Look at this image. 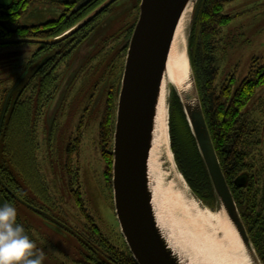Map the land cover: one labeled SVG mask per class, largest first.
I'll list each match as a JSON object with an SVG mask.
<instances>
[{
    "label": "rangeland",
    "instance_id": "374dc122",
    "mask_svg": "<svg viewBox=\"0 0 264 264\" xmlns=\"http://www.w3.org/2000/svg\"><path fill=\"white\" fill-rule=\"evenodd\" d=\"M140 3L141 0H119L108 15L103 17L100 28L82 45L79 55H95L101 48L105 51L116 49L123 41L119 34H124V27L132 26L139 16ZM59 11L44 4L32 5L21 23L30 26L54 20L60 15ZM224 14L231 16L232 22L223 33L229 45L221 80L226 81L233 74L240 83L264 66V0H230L225 6ZM105 41H109L108 48L103 43ZM37 49L38 45L35 44L0 46V76L12 74L11 71L17 70L16 67H23L28 57ZM103 67L104 65L100 66V73ZM91 83L92 81L89 86ZM100 88H90L89 96H86L84 92L80 94V85L71 83L69 79L62 84L53 102L45 105L42 112L40 110L39 120L37 103L34 101L35 108L33 107L28 129L14 141L18 150L14 146V150L3 151L4 155L0 159V180H7L15 188L12 190L17 198L12 199L10 204L17 209V219L34 241L35 250L44 253L48 264H63L75 259L78 243L68 235L58 231L55 233L47 225H43L41 217L21 201H29L38 207L43 206L44 200L49 201L51 211L57 213L62 220L70 221V225L76 228L74 220L80 219L73 190L78 189L79 185L89 213L106 237L119 249H126L115 212L113 176L109 181L106 176L107 162L101 149L100 124L106 110L108 92ZM251 106H254V118L261 126L256 140L249 146V151H252L249 156L255 162L253 167L264 171V159H261L264 151V118L260 110L264 106V87L257 91ZM174 109L176 113L177 106ZM78 136L82 137L80 157L79 152L73 155L71 172L67 168L66 151ZM14 182L17 186H14ZM186 189L192 198L190 199L197 204L199 196L189 185ZM211 210L216 208L211 207ZM95 242L89 243V246ZM100 244L96 249L106 254V243L102 246ZM62 252L69 253L68 258ZM92 255L95 262L102 259L89 250V256ZM78 258L83 259V256ZM92 262L93 260H89V263Z\"/></svg>",
    "mask_w": 264,
    "mask_h": 264
},
{
    "label": "trees",
    "instance_id": "16d2710c",
    "mask_svg": "<svg viewBox=\"0 0 264 264\" xmlns=\"http://www.w3.org/2000/svg\"><path fill=\"white\" fill-rule=\"evenodd\" d=\"M81 1L13 0L8 7L0 6V39L59 37L94 12L106 0H92L78 8ZM229 1H198L193 13L189 52L203 111L223 172L249 237L264 264V171L258 167L254 168L255 162L249 156L252 152L249 151V146L256 140L261 126L260 122L254 118V106H251V103L257 91L264 87V66L255 71L252 77H246L240 83L233 74L226 81L221 80L229 45L227 37L223 33L224 29L229 27L232 22V17L224 14L225 6ZM38 4H48L52 8L66 7V14L44 25H22L21 20L27 14L30 6ZM108 10L95 18L88 27L86 26V29L89 28V36L100 26ZM86 29L83 28V31H79L76 37L80 38L79 36ZM81 43L79 41L77 47ZM38 72V69L35 68L31 74L28 100L23 95L21 85L13 93V123L9 141L12 150L15 146L14 141L16 142L28 129L33 107L35 108L34 101L37 103L39 120L40 110L42 112L45 105H50L58 93L56 70L54 68L46 69L43 79L41 76H37ZM118 95L119 92L109 98L100 124L101 149L103 158L107 162L106 176L109 181L113 176V137ZM174 97L171 107L170 136L178 168L184 174L183 176L193 192L199 196L198 198L204 203L206 202V205L210 204L209 207L217 208V198L189 126L184 107L178 95L175 94ZM174 106H177L176 113ZM263 109L264 106L260 108L264 118ZM262 127L264 128V123ZM6 143L8 144V140L6 141L4 136L0 142V159L4 155ZM81 144L82 137L78 136L75 142L70 143L67 147V168L69 171L72 170L73 155L78 152L80 155ZM15 150H18L17 146H15ZM262 158L264 159V151ZM242 176L247 178L245 186L237 183V179ZM1 182L4 186L6 185L4 181ZM7 184L9 188H13L10 182L7 181ZM14 186H17L16 182H14ZM73 194L77 204L83 207L81 185L78 186V189L73 190ZM104 234L95 218L89 213V243L96 241L92 245L100 243L101 246L104 243L107 245V253L103 254L99 251L100 255L97 257L102 259L95 262V257H93L92 264H138L125 240L126 249L123 251L108 242V238L106 239ZM101 249L103 248L101 247Z\"/></svg>",
    "mask_w": 264,
    "mask_h": 264
},
{
    "label": "water",
    "instance_id": "95a60500",
    "mask_svg": "<svg viewBox=\"0 0 264 264\" xmlns=\"http://www.w3.org/2000/svg\"><path fill=\"white\" fill-rule=\"evenodd\" d=\"M12 1L0 0V6L8 7ZM91 1L82 0L78 8ZM118 1L106 0L94 12L59 37L6 39L0 40V45L60 44L88 26ZM198 1L141 0L138 20L129 40L114 125L113 194L120 232L138 264H219L203 247L202 240L198 237L199 233L193 226V217L186 212L185 204L174 198L175 202L167 200L164 206L163 196L157 193L153 163L161 97L173 43L185 13L191 4H194L195 9ZM193 13L187 39L190 83L193 89L184 96L185 100L179 93L177 95L184 107L210 177L217 198V208L224 209L241 241L249 263L263 264L249 237L223 172L203 111L189 52ZM19 84L20 82H17L14 90ZM172 102L173 97L169 110ZM1 125L2 120L0 127ZM176 168L184 178L177 162ZM237 183L245 186L247 178L239 177ZM184 186L185 189L188 186L186 181ZM5 203L8 204L0 193V204ZM164 207L170 211H165ZM171 212L174 220L169 216Z\"/></svg>",
    "mask_w": 264,
    "mask_h": 264
},
{
    "label": "flooded vegetation",
    "instance_id": "af4514ba",
    "mask_svg": "<svg viewBox=\"0 0 264 264\" xmlns=\"http://www.w3.org/2000/svg\"><path fill=\"white\" fill-rule=\"evenodd\" d=\"M117 4L114 3L108 10V13L114 8ZM44 6H49L45 4ZM140 4L138 6V9ZM59 9L60 15L56 16L54 20H57L61 15L66 14V7L63 8H55L57 11ZM28 13V12H27ZM103 14V13H102ZM27 15V14H26ZM25 15V16H26ZM138 16L136 20L130 27H124V34H119L123 41L118 44L116 49H112L110 51H105L104 48H101L95 55L83 54L79 55V50L84 43H86L89 38L100 28L98 27L93 33L89 36V28L79 36L76 37V34L69 39L62 42L63 44L57 46H49L44 44H35L38 45V49L34 51L31 56L28 57L27 62L23 67H16L17 70H12V74H5V76H0V124L2 120V125L0 127V142L2 138L5 136L6 141L8 140V144H5V151L11 149L10 145V134L12 131V123H13V93L16 89H18L21 85L23 90V95L28 100L29 96V88H30V78L31 74L34 72V69H38V77L44 78V74L46 69L54 68L58 77V91L60 92V88L62 84L67 83L70 79L71 83L76 82V85H80V94L86 93V96H89V89L96 88L97 90L100 88L107 90V101L106 106L108 104L109 98L115 95V91L119 92L121 87V82L125 69V61L127 55V49L129 40L132 36V33L135 28V24L137 22ZM50 20V21H54ZM49 22V21H47ZM47 22H40L37 24H32L30 26L35 25H44ZM101 25V24H100ZM88 27V26H87ZM83 31V29H82ZM11 39V38H10ZM23 39H43V38H23ZM51 39V38H50ZM6 40V39H0ZM81 41V45L77 47L78 42ZM107 48L109 41L103 42ZM23 44H31V43H23ZM9 45H0V46H10ZM77 47V48H76ZM114 52V53H113ZM108 60V61H107ZM104 65L102 73H100V66ZM68 71V73H67ZM63 76V77H62ZM98 78V79H96ZM90 81H92L89 86ZM95 81V82H94ZM17 82H20L18 87L14 90ZM103 89V90H104ZM92 98V96H91ZM9 145V146H8ZM80 157V155H79ZM5 186L0 181V193L5 198L6 202L10 204L12 199H16V195L13 193V190L8 187L7 181L5 182ZM84 198V197H83ZM76 207L79 211V219L74 220V225L76 228H73L70 225V221L62 220L57 213L51 211L49 201H43V206L38 207L35 204L29 201H21L27 208L36 213L39 217H41L43 225H47L52 231L55 233L61 232L64 235H68L77 241L78 247L77 254L74 256L75 259L67 260L63 264H89V260L93 258L89 256V250L95 256H99L100 252L96 249L98 244L89 246V208L86 202H83V207H80L75 198H74ZM11 205V204H10ZM73 219H71L72 221ZM17 222L19 223L18 219ZM92 227V226H91ZM54 228V229H53ZM58 235V234H57ZM105 235V234H104ZM106 236V235H105ZM106 239L108 237H105ZM99 239V238H98ZM104 239V238H103ZM101 239V240H103ZM100 240V239H99ZM108 242L112 243L110 239H107ZM104 241V240H103ZM44 242V241H43ZM101 249V247H100ZM59 251V250H57ZM66 254L65 258H68L69 253L62 252ZM83 256V259H79L78 257ZM43 264H48L45 260ZM92 264V263H90Z\"/></svg>",
    "mask_w": 264,
    "mask_h": 264
},
{
    "label": "bare ground",
    "instance_id": "6f19581e",
    "mask_svg": "<svg viewBox=\"0 0 264 264\" xmlns=\"http://www.w3.org/2000/svg\"><path fill=\"white\" fill-rule=\"evenodd\" d=\"M194 4L188 8L178 28L168 65V74L163 88L160 113L158 118V135L154 148V165L157 179V193L166 201L178 200L185 204L186 212L193 217V226L202 240L207 254L219 264H250L241 241L230 223L223 208L211 210L197 198L195 204L190 200L184 186V178L176 168L171 149L169 133V114L171 98L179 93L184 96L192 91L190 83V66L187 56V39L191 24ZM179 173V174H178ZM180 175V177H179ZM165 211H170L164 207ZM174 218L173 212L169 213ZM174 220V219H173Z\"/></svg>",
    "mask_w": 264,
    "mask_h": 264
},
{
    "label": "clouds",
    "instance_id": "9594fccd",
    "mask_svg": "<svg viewBox=\"0 0 264 264\" xmlns=\"http://www.w3.org/2000/svg\"><path fill=\"white\" fill-rule=\"evenodd\" d=\"M17 215L15 207L0 204V264H43L44 253L35 250Z\"/></svg>",
    "mask_w": 264,
    "mask_h": 264
}]
</instances>
